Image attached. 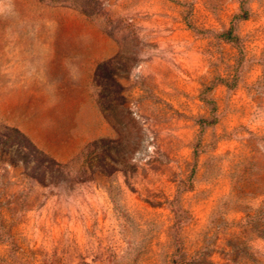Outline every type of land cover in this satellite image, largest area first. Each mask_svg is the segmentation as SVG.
<instances>
[{
    "label": "rangeland",
    "instance_id": "1",
    "mask_svg": "<svg viewBox=\"0 0 264 264\" xmlns=\"http://www.w3.org/2000/svg\"><path fill=\"white\" fill-rule=\"evenodd\" d=\"M18 52L86 77L46 109L88 140L0 120V264H264V0H0Z\"/></svg>",
    "mask_w": 264,
    "mask_h": 264
},
{
    "label": "crops",
    "instance_id": "2",
    "mask_svg": "<svg viewBox=\"0 0 264 264\" xmlns=\"http://www.w3.org/2000/svg\"><path fill=\"white\" fill-rule=\"evenodd\" d=\"M30 56L25 52L0 53V120L20 129L56 158L67 160L87 142L88 137L85 131L72 135L69 128L61 127L57 131L48 129L47 124L51 123L47 119V85L49 84L51 92H55L57 86L72 91L74 88L71 84L79 81L83 86L77 89L86 100V77H74L69 71L73 65L60 60L54 62L52 68L59 69L62 74H52L47 78L42 72L45 63L40 59L32 63ZM32 66L39 71L38 74H31ZM58 113H63L65 120L70 123V115L86 118L88 109L84 105L73 111L59 110Z\"/></svg>",
    "mask_w": 264,
    "mask_h": 264
},
{
    "label": "trees",
    "instance_id": "3",
    "mask_svg": "<svg viewBox=\"0 0 264 264\" xmlns=\"http://www.w3.org/2000/svg\"><path fill=\"white\" fill-rule=\"evenodd\" d=\"M31 147L33 148V151L35 152L34 154L36 155H40L43 156L44 161L48 164H52V165H56L59 166L52 158H50L49 156H47L46 154H44L43 152L39 151L33 144H30ZM33 155V154H32ZM43 183V181H40Z\"/></svg>",
    "mask_w": 264,
    "mask_h": 264
}]
</instances>
